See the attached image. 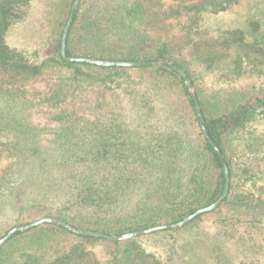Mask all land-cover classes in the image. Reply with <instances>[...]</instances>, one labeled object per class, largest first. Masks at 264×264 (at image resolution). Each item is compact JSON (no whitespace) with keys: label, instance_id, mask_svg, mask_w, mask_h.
Instances as JSON below:
<instances>
[{"label":"trees","instance_id":"trees-1","mask_svg":"<svg viewBox=\"0 0 264 264\" xmlns=\"http://www.w3.org/2000/svg\"><path fill=\"white\" fill-rule=\"evenodd\" d=\"M74 1L0 0V132L11 137L0 212L13 218L0 239L45 216L123 234L176 223L214 203L224 190L223 160L204 135L194 95L228 164L230 191L216 210L181 228L121 241L45 223L16 233L0 250V264H172L174 256L197 264L178 248L177 234L204 227L210 217L219 228L210 235L218 241L209 240L214 264H264V15L208 37L206 18L242 0H81L68 56L141 63L99 66L61 55ZM174 21L185 37L180 42L171 36ZM20 26L27 32L22 46L11 41ZM165 60L186 70L195 92ZM198 69L227 80L255 77L260 88L224 98L209 93ZM47 71L59 76L47 101L79 96L54 114L51 142L42 141L35 104L22 88ZM94 85L101 92L79 104V88ZM93 101L101 113L84 112ZM155 237L169 241L163 250L153 248ZM234 239L244 247L237 262L219 248Z\"/></svg>","mask_w":264,"mask_h":264},{"label":"rangeland","instance_id":"rangeland-1","mask_svg":"<svg viewBox=\"0 0 264 264\" xmlns=\"http://www.w3.org/2000/svg\"><path fill=\"white\" fill-rule=\"evenodd\" d=\"M252 15L260 17L264 15V0H242L238 6L227 12L221 13L219 15L208 16L203 24L202 31L205 35H208V37L216 36L221 30L237 26H244L246 24V20ZM173 23L174 25L171 26V36L174 38L175 42H180L185 39L184 34L182 33L180 26L177 25V22L174 21ZM26 33L27 32L23 26L18 27L15 31H13V39L11 37V41H15V44L22 46L23 43H25ZM196 72H202L201 78L209 90V93L217 94L218 96H223L224 98L240 92L254 93L260 88V81L255 77H243L241 79L227 80L226 78L221 77L218 72H207L203 71V69H198ZM58 77V73L47 71L42 76L26 82V84L22 86V88L26 90V95L30 97L35 104V122L40 128L42 133L41 139L44 142H51L55 136V126L57 123L53 119L54 114L65 107L71 108L73 106L74 100L79 98V96L75 97L74 100H72L73 98H69L65 102L63 101L59 104H53L47 101V94L50 93L48 91H50L52 84L58 79ZM79 89V91L82 92L78 93L84 96V98L79 101V104H83V102L88 103L91 95L94 92H101L102 90L99 88V85L91 86L87 91H84L86 88H82V86ZM92 109L96 110L97 114L102 112L99 106H95L94 101L91 105V108H84L83 110L88 114L91 113ZM10 140L11 137H9L6 133L0 132V174L8 162L6 149ZM12 222L13 218L11 217V213L8 214L0 212V234H2ZM205 223L206 224H204V227L202 226L201 228L187 229L178 233V248H185V251L187 250L189 255L187 259L194 257L196 258L197 264H214L209 253L210 248H212L209 246V240L215 239H210V235H214L216 231H219V228L214 222L213 217L206 219ZM236 228L237 227L230 229L235 232ZM230 229H228V231H230ZM263 237L264 235L261 236V238ZM159 238L160 237H155L151 242L154 240L157 241L159 244L155 245L153 248L156 250H163L162 246H164L168 240H158ZM203 239L207 240V242H203ZM216 239L215 241H218L219 238L216 237ZM259 240L262 241L264 246V241L261 239ZM219 248H226L225 250H227L229 254L232 253L234 256L233 262H237L240 258L239 255H242V248L244 247L237 243L234 239L231 241H221L219 243ZM172 264H183V262L181 259L174 256V261Z\"/></svg>","mask_w":264,"mask_h":264},{"label":"water","instance_id":"water-1","mask_svg":"<svg viewBox=\"0 0 264 264\" xmlns=\"http://www.w3.org/2000/svg\"><path fill=\"white\" fill-rule=\"evenodd\" d=\"M80 3H81V0H75L74 1V4L71 8V12H70L69 17H68V20H67L66 25L64 27L63 36H62V40H61V47H60V52H61L62 57L65 60L71 61V62H74V61L86 62V63L95 64V65H99V66L132 67V66L140 65L141 64L140 62L132 61V60L102 59V58L91 57V56H81V57L68 56V53H67L68 36H69L70 28H71L72 23H73L74 15L76 13V10L80 6ZM160 62H162V61H160ZM164 62L171 65L185 79L186 84L191 89V91L194 92V87L192 85V79L190 77H188L186 70L179 68L176 65H173L168 60H165ZM193 99H194L196 111H197L198 116L200 118V123H201L202 130L204 132V135L207 138V140L209 141V143L212 145V147L219 153L220 157L223 160L224 174H225L224 190H223L221 196L214 203H212L209 206L202 207V208L196 210L194 213L188 215L183 220L178 221L176 223L156 225V226H152L149 228H143V229H138V230L126 232L123 234H110V233L97 231V230H93V229L81 228V227H78V226H76V225H74V224H72L66 220H63L59 217L45 216V217L40 218L38 220H35L33 222L25 223L22 225H17L15 227L11 228L0 239V250L16 233L28 231L30 229H33V228L38 227V226L45 224V223H56L59 226H62L64 228L70 230L71 232H73L75 234H79V235L105 238V239L112 240V241H121V240H126V239H130V238L138 237L141 235L155 233V232H158V231H161L164 229H171V228L178 229V228H181V227L187 225L188 223H190L191 221L196 219L198 216H200L206 212H211V211L216 210L223 203V201L226 199V197L229 194L230 184H231L230 170H229L227 162L224 160V156L222 154L221 149L219 148L217 143L213 140V138L211 137L210 133L208 132V130L204 124L203 112H202V108H201V104L199 102V99L197 98L196 95L193 96Z\"/></svg>","mask_w":264,"mask_h":264}]
</instances>
